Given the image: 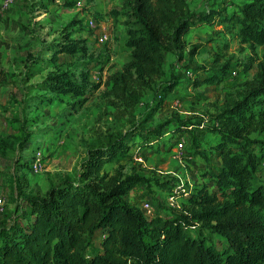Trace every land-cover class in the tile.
I'll return each instance as SVG.
<instances>
[{
	"label": "rangeland",
	"instance_id": "rangeland-1",
	"mask_svg": "<svg viewBox=\"0 0 264 264\" xmlns=\"http://www.w3.org/2000/svg\"><path fill=\"white\" fill-rule=\"evenodd\" d=\"M187 1L195 15L220 12L221 17L214 23L194 19L184 50L167 54L163 74L119 118L103 93L131 56L124 0H14L6 11L0 0V227L26 209V195L42 197L64 179L78 181L88 152L112 141L127 149L105 170L149 180L129 192L134 206L150 203L154 214L178 212L175 202L181 200L174 188L180 179L185 188L206 185L215 192L203 177L221 165L212 151L219 139L216 118L254 78L264 45L250 50L240 26L227 20L248 0ZM69 39L80 42L78 51L61 53ZM64 74L78 94L58 92L57 78ZM213 76L218 80L205 81ZM163 124L167 127L156 137L151 130ZM183 125L188 130L176 133ZM255 183H264V161ZM199 232L210 234L202 229L192 234ZM212 238L224 248L220 237Z\"/></svg>",
	"mask_w": 264,
	"mask_h": 264
},
{
	"label": "trees",
	"instance_id": "trees-1",
	"mask_svg": "<svg viewBox=\"0 0 264 264\" xmlns=\"http://www.w3.org/2000/svg\"><path fill=\"white\" fill-rule=\"evenodd\" d=\"M123 7L131 56L110 76L103 93L119 118L126 117L163 74L167 54L184 50L194 19L214 23L221 17L220 12L195 15L187 0H124ZM227 20L240 26L241 41L250 50L264 45V0H248L240 14ZM79 46L69 39L59 51L74 54ZM229 69V64L224 66V74ZM61 77L58 92L78 94L71 78ZM215 80L218 76L205 81ZM216 119L213 131L219 139L212 151L221 165L203 177L214 193L206 185L193 184L189 195L177 196L178 212L145 215L128 194L149 180L104 168L127 149L121 141H112L106 149L88 152L78 181L64 179L45 196H25L26 209L0 227V264H264V183H255L264 161V60ZM166 127L151 131L160 137ZM185 130L183 125L176 133ZM144 135L139 134L148 140ZM155 182L167 187L162 180ZM200 229L210 234H192ZM212 235L224 241L223 249Z\"/></svg>",
	"mask_w": 264,
	"mask_h": 264
},
{
	"label": "built area",
	"instance_id": "built-area-1",
	"mask_svg": "<svg viewBox=\"0 0 264 264\" xmlns=\"http://www.w3.org/2000/svg\"><path fill=\"white\" fill-rule=\"evenodd\" d=\"M13 3H14V0H3V4H2L3 5V7H2L3 8V11L8 10L9 7H11L13 5ZM106 37H107L106 35L102 36L101 39H100L101 42L104 41V39ZM179 147L181 148L182 145H180ZM184 186H185V184H184L183 180L180 179L175 194H178V195L181 194L182 196L189 195L192 192V190H193V184H191L187 188H185ZM174 199H176V198H173V200ZM175 204L177 205L176 206L177 208L180 207V205H179L178 202H175ZM141 209L143 210V212L147 216H153L154 215L153 208H152V206H151L150 203L143 204V206L141 207Z\"/></svg>",
	"mask_w": 264,
	"mask_h": 264
}]
</instances>
